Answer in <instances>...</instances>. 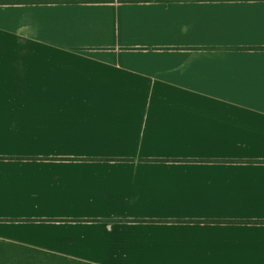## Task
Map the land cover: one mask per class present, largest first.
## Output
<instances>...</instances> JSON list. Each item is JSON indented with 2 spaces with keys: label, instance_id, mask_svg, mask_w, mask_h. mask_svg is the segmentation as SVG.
<instances>
[{
  "label": "crops",
  "instance_id": "crops-1",
  "mask_svg": "<svg viewBox=\"0 0 264 264\" xmlns=\"http://www.w3.org/2000/svg\"><path fill=\"white\" fill-rule=\"evenodd\" d=\"M0 264H264V0H0Z\"/></svg>",
  "mask_w": 264,
  "mask_h": 264
},
{
  "label": "trees",
  "instance_id": "trees-1",
  "mask_svg": "<svg viewBox=\"0 0 264 264\" xmlns=\"http://www.w3.org/2000/svg\"><path fill=\"white\" fill-rule=\"evenodd\" d=\"M19 220V219H18ZM225 222V221H224ZM240 222H243V221H240Z\"/></svg>",
  "mask_w": 264,
  "mask_h": 264
}]
</instances>
